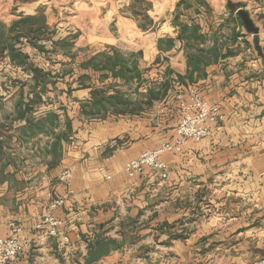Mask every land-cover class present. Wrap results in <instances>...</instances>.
I'll use <instances>...</instances> for the list:
<instances>
[{
    "label": "crops",
    "instance_id": "crops-1",
    "mask_svg": "<svg viewBox=\"0 0 264 264\" xmlns=\"http://www.w3.org/2000/svg\"><path fill=\"white\" fill-rule=\"evenodd\" d=\"M147 1L151 3L148 15L159 35L149 43V60L143 50L148 43L142 42L136 51L143 54L142 70L159 69L145 72L139 90L136 82L119 84L129 100L145 101L148 89L166 78L169 66L174 71V88L152 106L144 104L140 113L86 117L82 107L91 101L89 86L93 85L89 81L86 88L75 90L77 76L61 74L55 86L49 85L45 103L33 115L38 119L55 112L60 125L31 135L26 121L14 118L15 104L21 98L27 102L32 92L0 90V113L5 107L12 112L10 117H0V236L10 233L11 222L23 230V254L13 264H86L93 246L106 239L121 241L127 234L132 238L127 246L95 264H254L264 258V57L256 52L253 36L246 33L239 18L240 23L234 20L236 12L225 9L227 0H205L209 9L197 8V14L193 8L181 20L197 22L209 38H220L222 56L200 76L194 75L192 82L185 78L181 83L177 75L188 73L184 45L175 41L169 52L158 48L160 38L179 35L174 17L181 0ZM228 1L249 11L264 48V0ZM36 13L0 12V20L9 26L20 15ZM6 15L12 19H5ZM163 16L168 19L157 24ZM112 20L119 31L126 32L132 25L121 16ZM134 28L141 30L138 23ZM233 32L238 35L235 40ZM104 34L97 40L103 43L102 50L114 46L124 51L121 40L109 29ZM159 56L163 64H155ZM52 76L56 81L57 75ZM111 82L95 84L102 87ZM192 89L210 105L219 106L226 122L213 126L201 142L189 140L182 152L162 155L168 168L166 179L152 170L129 177L127 163L175 140L183 117L177 96L188 101ZM67 118L71 131L55 141L57 134L68 132ZM68 167L74 169L69 190L58 180ZM59 195L67 200L56 212L63 226L59 237L53 238L41 220Z\"/></svg>",
    "mask_w": 264,
    "mask_h": 264
},
{
    "label": "trees",
    "instance_id": "trees-1",
    "mask_svg": "<svg viewBox=\"0 0 264 264\" xmlns=\"http://www.w3.org/2000/svg\"><path fill=\"white\" fill-rule=\"evenodd\" d=\"M229 8H234L233 13L236 12L235 8H241L242 4L229 3ZM133 17H141L143 24L139 23V28L144 32L155 30L157 25L148 15L147 9H138L137 2L132 5ZM196 8L197 14L200 13L197 8L209 9L205 0H181L175 12L174 22L179 26V35L177 39L163 37L158 40V48L161 52H169L175 47V41H180L187 52L188 60V73L186 76L177 75V80L181 83L185 82L188 78L191 82L194 75L200 76L206 66L212 62L217 61L221 55V48L219 39L217 37L209 38L202 32L201 26L197 22L189 24L182 21L183 13ZM47 16L44 12H37L35 15H20L19 18L14 20L9 26L0 22V61H7L9 65L14 68H21L25 72L31 73L33 84L28 81L21 82L20 90L27 89L32 92V97L26 102L21 98L15 104L16 116L14 121L25 120L29 125L31 135L37 132H50L55 126L60 125L59 115L55 112H49L46 116L41 118H34L33 115L36 109L45 103L43 100L44 94L47 92L49 85L55 86L59 79L62 78L57 75V80H52L55 76L51 73L45 72L42 68L38 67L32 62L30 54L26 51V46L34 48L35 50L43 53H56L58 46L63 49H70L74 45L77 36L70 37L69 42L67 38L62 40L53 39L51 36L48 39V33L51 31L47 23ZM181 20V21H180ZM234 20L238 23L237 16ZM231 36L233 40L238 36L236 32ZM52 41V50L47 49L46 41ZM212 42V45L209 43ZM65 53H70L69 50H63ZM142 52L125 53L114 46H107L106 50L99 51L93 54L90 58L80 62L72 63L71 70L65 75H76L78 86L76 89L86 88V83L91 82V101L82 107V114L89 118H105L109 113L125 114L140 113L143 111V105L152 106L156 101L164 98L170 89H173L174 80L171 79L174 71L168 66L165 68V79L161 82H156L148 89L145 101L129 100L126 93L121 90L119 83L129 85L137 83V90L143 86L144 70L141 69L140 59ZM159 56L155 64H163ZM167 60V58H165ZM165 60V61H166ZM90 72L93 73L91 76ZM112 80L108 86L99 87L95 84L100 82L104 83ZM15 83H18L15 81ZM73 91L69 89V92ZM112 91V94H108ZM71 128L70 119H66L67 133H59L56 135V140L66 138ZM51 129V130H49ZM0 137L2 135L0 134ZM54 145V144H53ZM56 146V144H55ZM3 152V142L0 138V157ZM98 245V244H97ZM94 246L92 247V249Z\"/></svg>",
    "mask_w": 264,
    "mask_h": 264
},
{
    "label": "rangeland",
    "instance_id": "rangeland-1",
    "mask_svg": "<svg viewBox=\"0 0 264 264\" xmlns=\"http://www.w3.org/2000/svg\"><path fill=\"white\" fill-rule=\"evenodd\" d=\"M258 2V0H252ZM137 2V8L149 9L150 2L147 0H0V12H10L17 14V12H44L47 16V23L49 25L50 32L48 33V39L62 40L64 38L69 39L70 37L77 36L73 43V47L70 49H63L58 46V52L43 54L34 48L26 46V51L30 54L32 62L38 67L42 68L45 72L54 75L65 74L71 70L72 63H78L86 60L89 56L91 57L98 50H102L103 43H100L99 39L105 37L104 31H109L117 39L121 40V46L123 52L131 53L138 52V48L142 42L148 43L144 47V55L147 59L152 56L149 51V43L157 40L158 32L149 30L144 32L143 30H136L134 23L143 24L141 17H133L132 3ZM230 1L227 0L225 9L233 10L229 8ZM236 10L239 8H235ZM1 16V15H0ZM115 16H121L127 18L132 23L131 27L126 32L119 31L116 27L113 18ZM166 19L163 16L157 19V24H162V20ZM5 19H12L10 16ZM168 19V18H167ZM5 23V21L0 20ZM7 25V23H5ZM11 24V23H10ZM9 24V25H10ZM161 34V33H160ZM46 41L47 49L52 50V41ZM132 47V48H130ZM63 50H69L70 53H65ZM143 57V54H142ZM159 69L157 66H153ZM152 66L143 69L144 72L151 71L154 69ZM23 74V75H21ZM20 75L23 78H20ZM25 75V77H24ZM26 76L31 77V73L25 72L21 68H14L7 61H0V90H16L20 88L21 82ZM32 78V77H31ZM28 79V78H27ZM17 81L18 83H15ZM28 82L32 85L33 82ZM30 85V86H31ZM27 87L28 88H30ZM127 91L130 90L129 86L123 87ZM9 106V103L5 102L4 106ZM12 112L10 109L5 107L4 112L0 113L6 117H10Z\"/></svg>",
    "mask_w": 264,
    "mask_h": 264
},
{
    "label": "built area",
    "instance_id": "built-area-1",
    "mask_svg": "<svg viewBox=\"0 0 264 264\" xmlns=\"http://www.w3.org/2000/svg\"><path fill=\"white\" fill-rule=\"evenodd\" d=\"M181 96L179 94L177 99L181 102L180 109L183 112V117L176 128L175 140L163 143L156 149L144 151L138 158L127 163L125 173L129 177L135 178L152 170L166 179L168 168L161 160L162 155L182 152L183 146L189 140L201 142L210 136L213 126H219L226 122L227 117L220 107L210 105L203 100L197 89L190 91L188 101L182 100ZM73 177L74 169L68 167L62 170L58 180L69 190ZM107 179L109 180L111 177L108 176ZM66 200L67 198L63 195L55 197L42 215L41 224L47 226V232L53 238L59 237L63 226V222L56 216V212L65 205ZM22 231V227L17 222H11L10 233L0 236V264H13L22 256L23 245L20 238ZM65 241L68 242V238H65ZM254 264H264V258Z\"/></svg>",
    "mask_w": 264,
    "mask_h": 264
},
{
    "label": "water",
    "instance_id": "water-1",
    "mask_svg": "<svg viewBox=\"0 0 264 264\" xmlns=\"http://www.w3.org/2000/svg\"><path fill=\"white\" fill-rule=\"evenodd\" d=\"M236 15L241 21L247 34L253 36L254 48L260 57H264V48L261 46L260 37H259V28L256 26L253 21L249 11L245 8H239L236 10ZM132 241L131 236L128 234L125 235L121 241L115 239H106L98 243V245L90 251L89 256L86 258V264H95L99 262L102 258L107 257L113 251H118L129 242Z\"/></svg>",
    "mask_w": 264,
    "mask_h": 264
}]
</instances>
